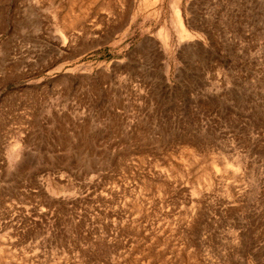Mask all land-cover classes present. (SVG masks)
Listing matches in <instances>:
<instances>
[{"label": "rangeland", "instance_id": "rangeland-1", "mask_svg": "<svg viewBox=\"0 0 264 264\" xmlns=\"http://www.w3.org/2000/svg\"><path fill=\"white\" fill-rule=\"evenodd\" d=\"M0 264H264V0H0Z\"/></svg>", "mask_w": 264, "mask_h": 264}, {"label": "bare ground", "instance_id": "bare-ground-1", "mask_svg": "<svg viewBox=\"0 0 264 264\" xmlns=\"http://www.w3.org/2000/svg\"><path fill=\"white\" fill-rule=\"evenodd\" d=\"M178 16H179V14H178ZM49 55V54H48Z\"/></svg>", "mask_w": 264, "mask_h": 264}]
</instances>
